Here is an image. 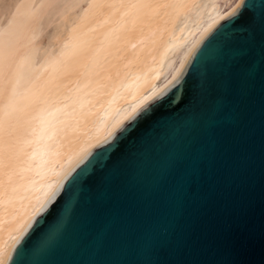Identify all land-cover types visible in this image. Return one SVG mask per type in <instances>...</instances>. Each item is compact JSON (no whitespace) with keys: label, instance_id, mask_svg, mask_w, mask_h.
I'll list each match as a JSON object with an SVG mask.
<instances>
[{"label":"water","instance_id":"water-1","mask_svg":"<svg viewBox=\"0 0 264 264\" xmlns=\"http://www.w3.org/2000/svg\"><path fill=\"white\" fill-rule=\"evenodd\" d=\"M4 264H264V0L60 179Z\"/></svg>","mask_w":264,"mask_h":264},{"label":"bare ground","instance_id":"bare-ground-1","mask_svg":"<svg viewBox=\"0 0 264 264\" xmlns=\"http://www.w3.org/2000/svg\"><path fill=\"white\" fill-rule=\"evenodd\" d=\"M56 1L25 18L0 68V264L60 179L164 90L197 40L240 0H99L76 31L102 22L86 50L62 62L49 84L48 65L35 94L14 107V69Z\"/></svg>","mask_w":264,"mask_h":264},{"label":"rangeland","instance_id":"rangeland-1","mask_svg":"<svg viewBox=\"0 0 264 264\" xmlns=\"http://www.w3.org/2000/svg\"><path fill=\"white\" fill-rule=\"evenodd\" d=\"M50 1L51 0H0V68L12 51L13 43L20 37L26 19L31 17L39 8L48 6ZM91 1L92 0H57L48 7L46 13L42 14L40 23L37 24L33 33H31V36L28 38V42L31 41L32 38L35 39L34 44L30 48V53L22 56L17 64L18 66H16L17 68L14 69V74L17 78L13 101L14 107L21 99L25 97L31 98L35 94L39 78L45 73V69L48 65L51 67V70L47 75V84L51 82L57 68L61 66L62 62L69 58L75 59L86 50L89 39L94 37L97 30L102 26V22L100 21L97 25L92 28L90 27L91 29L89 28L88 31H79V33L76 34L80 24H83L86 20V16L88 17L90 13L92 14L99 0ZM89 6L90 8H88ZM8 26L10 28H8ZM60 30L64 33V37H62L61 42H58L54 39V34ZM64 31H66L67 34ZM79 38L81 39L79 40ZM68 40L73 41L70 42ZM5 41L9 46L5 44ZM36 41L39 42L37 43ZM50 47L54 48V50L50 49Z\"/></svg>","mask_w":264,"mask_h":264}]
</instances>
